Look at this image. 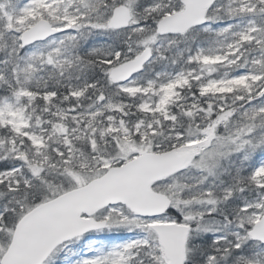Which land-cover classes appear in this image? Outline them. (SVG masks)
I'll return each mask as SVG.
<instances>
[{
  "label": "snow or ice",
  "instance_id": "obj_1",
  "mask_svg": "<svg viewBox=\"0 0 264 264\" xmlns=\"http://www.w3.org/2000/svg\"><path fill=\"white\" fill-rule=\"evenodd\" d=\"M0 264H264V0H0Z\"/></svg>",
  "mask_w": 264,
  "mask_h": 264
},
{
  "label": "rangeland",
  "instance_id": "obj_2",
  "mask_svg": "<svg viewBox=\"0 0 264 264\" xmlns=\"http://www.w3.org/2000/svg\"><path fill=\"white\" fill-rule=\"evenodd\" d=\"M71 258H69V260H70Z\"/></svg>",
  "mask_w": 264,
  "mask_h": 264
}]
</instances>
